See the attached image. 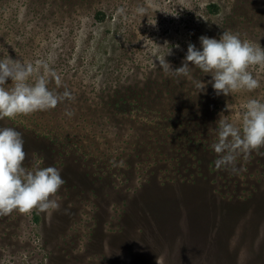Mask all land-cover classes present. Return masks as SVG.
<instances>
[{"label": "rangeland", "instance_id": "1", "mask_svg": "<svg viewBox=\"0 0 264 264\" xmlns=\"http://www.w3.org/2000/svg\"><path fill=\"white\" fill-rule=\"evenodd\" d=\"M59 1L0 0V59L49 63L63 82L49 89L75 97L0 119V128L21 133L25 167H56L66 182L57 193L61 210L51 217L36 210L0 215V264H264V148L239 160L238 174L221 170L206 181L164 170L157 162L165 154L152 151V137L161 135L163 145L167 116L178 107L197 109V117L208 110L206 120L216 124L208 142L216 141L221 112L238 124L248 99L264 101V68L251 69L258 89L224 96L193 66V80L207 87L197 93L189 80L184 103L175 89L168 92L177 97L152 87L141 103L124 89L161 80L159 60L169 48L166 61L182 66L189 43L202 50V35L231 31L264 48V0ZM138 6L147 9L143 17ZM121 97L130 110L118 111ZM66 108L75 115L67 117ZM200 128L190 132L201 135Z\"/></svg>", "mask_w": 264, "mask_h": 264}, {"label": "clouds", "instance_id": "2", "mask_svg": "<svg viewBox=\"0 0 264 264\" xmlns=\"http://www.w3.org/2000/svg\"><path fill=\"white\" fill-rule=\"evenodd\" d=\"M124 12L123 8L118 10L119 14ZM136 12L143 17L147 9L138 6ZM199 41L202 50L189 43L182 66L173 68L166 61L165 56L172 54L169 48L159 60V67L168 76L192 81L197 93L205 92L207 83H211L216 95L224 96L239 91L253 92L261 86L260 79L251 71L255 66L264 68V48L259 43L242 40L238 33L231 31L222 32L219 39L202 35ZM193 66L210 75L211 80L207 83L193 80ZM52 81L56 89L63 86L61 76L45 61L34 65L9 55L0 59V119L48 111L65 101L75 100L66 88L63 92L50 90L48 85ZM65 115L71 118L75 113L66 108ZM216 123L217 140L211 146L217 156L215 167L238 174L242 170L238 161L264 148V101L248 99L238 124L223 112ZM26 157L21 133L11 127L0 128V215L14 211L29 214L36 210L51 217L61 210L57 193L66 182L56 167H25ZM64 211L67 213V209Z\"/></svg>", "mask_w": 264, "mask_h": 264}, {"label": "flooded vegetation", "instance_id": "3", "mask_svg": "<svg viewBox=\"0 0 264 264\" xmlns=\"http://www.w3.org/2000/svg\"><path fill=\"white\" fill-rule=\"evenodd\" d=\"M199 72L201 71L197 69L198 74ZM151 75L152 73L148 74V76ZM148 79L149 78H147V80L143 84H132L124 87V89L128 91L130 99H133V101H137L139 103H141L142 100L146 101V98L150 94H153L151 92L152 87H155V89L163 88V90L167 92L170 89L177 90L179 96L178 100H182L183 103L187 97L191 98L190 93L192 92H187L188 87L186 85H189V80L186 78L181 77L177 79L166 74L162 77L161 80L158 81ZM167 94L177 97V95H174L172 92H168ZM158 95L161 97L160 93ZM121 98V102L118 103V111H122V109L125 110L128 106V98ZM150 98L153 100L155 97ZM128 110H130L129 106L127 108V111ZM170 113L172 114H169L167 118L171 127H169L168 132H163L166 135V139L163 141V145L160 143V140L162 141L161 135H154L152 137V139H154L155 141L154 144L157 143V148H152V151H154L155 154L158 153V156L160 154H165L166 156L163 160V165H160V163L162 162H157V164H159L160 167H164V170L166 171H169V168L173 167L174 169L180 171L179 175H181L182 177L186 176L185 172H188L190 173V175H194L195 177L201 175L198 177H200V179H202L203 181H206L207 178L212 180L214 176H219L221 170H218L215 167L214 161L217 156L211 147L212 144L216 141L208 142V137L212 136L216 131V124H213V122L209 123L206 120V118L210 114L209 111L207 110L199 114L197 117V109L193 110L192 113H185L184 109L178 107V111H176V114H173V112ZM197 125L201 126L199 130H201V135H204L203 138L197 133L190 132V130H194L193 126ZM156 173L160 172L157 171ZM103 176L104 175L99 176L100 180H102L101 183L106 182V178H104ZM189 179V181L193 182V179Z\"/></svg>", "mask_w": 264, "mask_h": 264}, {"label": "trees", "instance_id": "4", "mask_svg": "<svg viewBox=\"0 0 264 264\" xmlns=\"http://www.w3.org/2000/svg\"><path fill=\"white\" fill-rule=\"evenodd\" d=\"M68 2H69V0H60L59 4L68 3ZM65 5H67V4H65ZM99 15H101V14L99 12H96V17H99Z\"/></svg>", "mask_w": 264, "mask_h": 264}]
</instances>
